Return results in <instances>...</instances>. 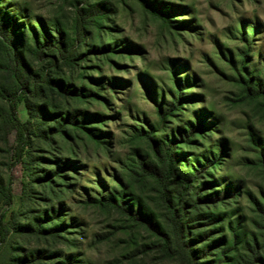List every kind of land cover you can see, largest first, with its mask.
<instances>
[{"label": "rangeland", "instance_id": "obj_1", "mask_svg": "<svg viewBox=\"0 0 264 264\" xmlns=\"http://www.w3.org/2000/svg\"><path fill=\"white\" fill-rule=\"evenodd\" d=\"M0 12L28 82L0 34V264H187L156 179L158 142L189 123L203 127L175 144L172 193L188 165L222 152L178 206L199 264H250L264 241V102L242 80H264V0H0ZM79 12L91 16L82 43ZM46 36L73 45L74 63L52 66ZM181 98L164 120L159 108ZM123 193L145 218L106 206Z\"/></svg>", "mask_w": 264, "mask_h": 264}, {"label": "trees", "instance_id": "obj_2", "mask_svg": "<svg viewBox=\"0 0 264 264\" xmlns=\"http://www.w3.org/2000/svg\"><path fill=\"white\" fill-rule=\"evenodd\" d=\"M91 16L87 14H83L82 12H79V17L76 20L75 24V31H76V41H79L82 43L83 39L86 38L85 34V29H84V23L89 21ZM5 18L0 12V34L4 38V41L7 42L8 46L5 47L7 49V55L9 57L10 64L12 66V70L14 72H19L22 76L18 79L19 84L23 87L26 88L27 85V80L21 73V68L22 66L20 65L19 62V54L17 53L15 46H16V41L15 37L13 35V32L11 30V27L7 24V22L4 20ZM43 45L41 43L36 42L37 46L40 50V53H44L45 51H49L51 53L50 57L52 60L50 61L52 66L55 65L56 62L62 61L63 63H67L69 65L74 63L75 58V47L72 45L71 47L67 46V44L64 42V38H57V39H52L51 36H46L45 39L43 40ZM1 43V42H0ZM244 58L247 59V55H244ZM247 64V63H245ZM20 65V66H19ZM21 67V68H20ZM243 69L246 67L243 66ZM256 69L252 72H249L247 74V77H244L243 81V90L245 94L251 98V99H257V100H262L264 102V80L258 79L255 76ZM22 78V79H21ZM47 82V81H45ZM67 93H77L78 95H82L81 93L78 92H71V91H66ZM176 103H167L162 105L159 110L160 113L162 114V118L164 120H167L169 117L174 116V112H180L179 111V105L184 101L183 98L178 101L176 99ZM28 107V106H27ZM29 109V108H28ZM203 127L202 123H189V126L187 130H182L179 131L178 133L173 134L172 136V141L165 147H160L161 145L158 142L159 149H162V156L165 160V168L161 176L156 179V184L158 185L159 188V193L161 195V198L163 200V204L165 207L168 209V212L170 214L171 218V226H172V232L174 234V237L177 239V244L181 247L182 251L185 253V255L188 258V263L187 264H199V257L197 256V251L195 249V243L196 241L190 240L189 239V234L187 231V227L185 225V218H186V212H183V210H179L178 206L181 205V203H184L185 198L189 196V193L192 189H194L193 185L194 183H197V179L200 178L201 173H205L206 170L210 167L213 166V164H218L219 161L221 160V151L217 156H213L211 154L207 157H204L201 160L195 161L194 164H190L187 167L192 171L189 174L184 173L183 174V182L180 185V189L177 190L176 192L172 193L171 190V183L173 182L174 178L176 177L177 180H179V175L177 177V174H180L179 169L177 168V163L181 162V156L176 152V149H179L176 147L175 144H178L180 141H183V139H189V137L194 134L196 131L199 132L201 131ZM19 135L21 139H24V127L20 124L19 125ZM142 132H145L142 130ZM146 133V132H145ZM144 133V134H145ZM148 138L154 139V135L148 134ZM184 137V138H183ZM21 142V141H20ZM23 144V142H21ZM26 145V143L24 144ZM156 145V144H155ZM157 147V146H156ZM158 150V149H157ZM261 167L264 169V148L261 151ZM187 165V163H186ZM182 174V173H181ZM188 174V177H186ZM206 187V186H205ZM233 193V191H230L228 189L223 190L222 192L220 191H214L211 194H208L205 199H201L200 194H196L191 200L186 203L190 208H193L197 210L198 206L201 203H218L220 201H223L226 197L230 196ZM120 200L115 199V197H112L110 201H108V204L106 206H115V208H120L123 209L125 212H128L132 215H135V217L139 218H145L142 214L141 211L142 206H141V200H133L130 201V199H126L124 196V193L119 197ZM255 206L258 209V211L261 213L262 219L264 221V205H262L258 201H254ZM97 204H100L103 206L102 202H95ZM218 218V217H215ZM240 221L231 222L229 224L232 232L234 233V236L236 239L238 238V230L240 229ZM189 228V226H188ZM216 244V243H214ZM264 248V241L259 248V250H255L252 253V261L250 264H256L259 260V254L260 251ZM63 264V263H59ZM68 264V261L67 263Z\"/></svg>", "mask_w": 264, "mask_h": 264}]
</instances>
